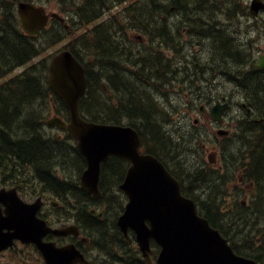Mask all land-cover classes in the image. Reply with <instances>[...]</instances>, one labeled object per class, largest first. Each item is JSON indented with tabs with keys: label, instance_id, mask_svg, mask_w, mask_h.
I'll list each match as a JSON object with an SVG mask.
<instances>
[{
	"label": "trees",
	"instance_id": "trees-1",
	"mask_svg": "<svg viewBox=\"0 0 264 264\" xmlns=\"http://www.w3.org/2000/svg\"><path fill=\"white\" fill-rule=\"evenodd\" d=\"M17 1L19 0H0V11H1L0 13V24H1L0 25V32H1L0 34V62L2 63L1 72H3L2 74L0 72V78L5 76L10 71H12L15 67L29 60L33 62V65H31L28 68L29 71L27 69L25 72L19 75H16L15 77H11L9 80H6L2 84H0V179L3 180L5 183L8 182V183L23 184L27 180V179L26 180L22 179L23 174L30 173V174H33L34 177L38 174L36 177L39 178L41 181H43L45 183L44 185H49L51 187L56 185L54 186V188L59 189V188H62V186H65L66 184L70 183L73 185L72 190H75L79 188L78 182L76 180H73L72 178L67 179L63 176L67 165L72 166V162L74 161V158L72 157V155L74 154L75 151L77 152V149L75 148V146L70 142L71 137L69 133L67 137L63 139H59L56 136L47 134L41 127V119H43L44 117V114L41 115L43 111V107L46 105L47 102L50 101L52 97L54 99L57 98L58 102H60L58 103L56 101L57 99L54 100V103L56 105V111L60 115L68 117V111L63 101L59 97H56L53 91L48 86V83H47L48 76L47 75L49 74V67H48L47 59L37 61L36 63L34 62V60L42 53L44 49H46L47 47H50L54 43L62 41V39H64L67 36L68 31L65 30L63 26L60 24V27H62V29L55 28V29H50V30H44L40 36H35V38L32 36H28V35L26 36L24 32L22 31L21 27L19 28L20 24H19V19H17L18 15H17L16 8H15ZM56 1L59 5V8L62 11H71V13L73 12L75 13V14L73 13V15L77 23L86 24V31L84 35H80V36L73 38L69 42L68 46L72 49V51L76 54V56L83 62L84 66L86 67L87 76H88V88H87L86 94L80 100V108H81L83 115L88 118H91L92 120L95 119V121H103V122H109L113 120L112 122H119L121 119V116L127 117L128 119H130V122H135V120L138 119L140 120L138 123L145 130V134L147 133L146 137L148 139H150L152 136L155 139L160 138L161 129L156 121V115L158 116L157 114L158 113V105H157L158 103L154 102L151 99V90H150L151 87L150 86H152L154 89L155 88L160 89V87L163 86L165 83L170 82L174 77H177V75H181L180 72L178 73V71L180 70L179 64L177 63L176 65H174V62L172 59L165 58L164 56L165 51L163 47V45H166L167 47L177 50L179 56L184 55L181 52L183 44L181 40L182 38L180 37V33L186 27H190L191 31H193L192 27L190 26L192 24L191 23L188 24V22L186 23V21L181 19L180 22L184 21L183 23L181 22V24H186V25L182 26L181 24L177 23V27L175 28L177 29V35L175 33L176 30H173L169 34H166L165 32L166 26L170 22L169 20H167L169 14L175 13L178 15L179 13L177 12L181 5H182L181 7H186L189 10L192 17L194 18L196 17L194 20L196 22V25L198 26L197 28L199 29L193 32H196L199 35L200 34L207 35L213 39V42H212L213 44L211 43L210 45H208V47H210L209 57L213 59V61L214 60L219 61L220 58H223V57H220L222 56L223 46H221L219 42L217 43L216 40H221L223 38L222 36H228V35L227 34L219 35V31H217L216 29L217 22L215 20L214 22L213 19L208 16L209 9H212L214 7L223 9L222 3L218 4L217 0H201V2L200 0H193L191 2L190 0H173V1L172 0H137L129 4L128 6H126L123 9V11H121L119 17L114 16L112 18L103 20L102 22L94 25L93 27L90 26L91 23L100 19L105 14L106 11L111 10L117 5L124 3L128 0H122V1L121 0H115V1L113 0H56ZM72 1L73 2L75 1V2L73 3ZM181 1H184V2H181ZM1 6H3V8ZM226 7L231 8L233 14H236V9L237 10L240 9V4L238 0H235L233 2L228 3ZM101 9L102 10L105 9V10L102 12ZM87 11L89 14L86 13ZM225 13L229 15L227 11H225ZM13 14H15V17L13 16ZM125 15L126 16L128 15V16L126 17ZM204 15L206 16V18ZM10 17L11 18L13 17L12 20ZM128 18L130 20H127ZM124 19L127 20L128 22L124 21ZM160 19H161V22H160ZM173 21L174 20H172L171 22L175 23V21L174 22ZM150 25L152 26V28L150 27ZM115 29L119 30L118 31L119 35L114 34L116 31ZM6 30L8 33L5 32ZM134 30L138 31L143 36L148 35L150 38L151 44H152L150 47H147V46L140 47L143 50H138V54L137 52L133 50L135 49L134 47L132 49L131 44L133 46V40H130V36H129V33ZM17 31H20V32H17ZM8 34L9 35L11 34V35L9 36ZM118 36H121L127 42L123 43L121 39L117 38ZM231 47L232 46L230 45V51H231ZM136 48H139V47H136ZM179 52L182 55H180ZM236 52L240 55V57H242L241 59H239V62H238V65H240L241 62L244 61V55L242 56V54L239 51H237V49H236ZM136 54H137V57H136ZM230 55L231 57L233 56V54L231 53L225 54L223 56L224 58L227 59L230 57ZM105 57H108L109 61H105ZM120 57L121 58L127 57L128 59L123 61L122 63H115L111 60L112 58L121 59ZM129 60H131L132 62ZM35 66H37L38 68ZM108 67H111V68H108ZM114 68L116 69L115 71H114ZM133 69H136V70H133ZM27 72L29 73L27 74ZM119 72L122 74H120ZM124 75L129 77L128 81H125V82L123 81L122 78ZM34 76L36 78H33ZM100 76L102 78H99ZM19 79H22V80H19ZM39 79L41 80L43 79L45 81L43 80L41 81ZM253 79L250 78L248 80L247 84L249 87L251 84L255 85L254 83L257 82L256 78L253 77ZM13 80H15V82ZM250 82H253V83L250 84ZM42 83L44 84L43 87H42ZM146 84H149L150 86H146ZM145 88L148 90H146ZM96 90L97 91L99 90V91L97 92ZM124 92L125 93L129 92L127 93L128 96ZM110 93H112L113 95H110ZM31 95L34 98H32ZM125 99H126L125 103L131 104L133 106L124 105L123 103ZM30 100H32L33 102H31ZM22 103H25V104L22 105ZM18 104H20V106ZM28 106H29V110H28ZM32 109L33 111H31ZM120 109H121V112H120ZM9 111H13V112H11L10 114ZM136 111H138V113H136ZM23 112L24 113L26 112V114H23ZM113 112H114V115L112 114ZM104 114L106 116H104ZM127 115L128 116L130 115V118ZM23 116H25L24 117L25 119L23 118ZM20 123L22 124L20 125ZM244 143H247V141ZM22 149L23 151L21 152ZM261 163H264V157L262 159H259L256 157V168L255 169L257 172V178L260 181L264 182V177H261L262 176L261 174L264 175V172L260 170ZM31 169L33 173L31 172ZM186 173L187 174L184 176V178L180 175L179 177L182 179H186V181L190 184H192V182L195 183V185L199 187L202 194L208 195L207 196L208 200H206V203L204 205V210H205L206 216L212 221V223L217 226H221L224 232H228L231 228V223L236 222L238 223L237 225H239L241 229L240 235H246L251 227V224H249L251 222V218L248 217L247 215L240 214L236 216L237 218L236 217L235 218H223L222 215L218 217L216 214H214L218 211L215 205L220 202L216 199L215 195L211 194V189L216 188L219 185V183L217 184L216 176H210V177L206 176L205 177L201 175V173H199V171H196L195 169L194 170L192 169L191 171H186ZM104 175H106V170L104 173V169H103V176ZM190 176H192V178ZM48 178H50V180ZM101 185H102V189L104 192L103 178H102ZM210 201L212 205H211V208L208 209V203ZM77 211L79 213H84V208L77 206ZM89 217L95 220L94 217L90 215ZM106 236H108V233L106 234Z\"/></svg>",
	"mask_w": 264,
	"mask_h": 264
},
{
	"label": "water",
	"instance_id": "water-1",
	"mask_svg": "<svg viewBox=\"0 0 264 264\" xmlns=\"http://www.w3.org/2000/svg\"><path fill=\"white\" fill-rule=\"evenodd\" d=\"M19 11L23 25L30 33L37 32L47 21L44 9L31 3H20ZM50 68L49 83L67 102L71 114L69 128L79 139V148L89 161V169L83 176L84 187L99 195L101 162L111 154L134 163L131 173L137 174L138 180H130L127 187L137 184L140 193L129 192L131 202L120 225L124 231L129 226L137 230L143 250L150 248V238L154 237L163 247L159 264H256L235 255L219 231L198 215L193 200L181 194L179 183L164 166L153 157L139 153L137 132L119 125L87 122L80 117L78 101L85 92L86 76L83 66L70 51L57 54ZM53 121L66 125L58 118ZM0 202L6 205L5 215L0 209V250L19 238L35 242L49 264H74L78 260V253L73 248H57L53 243L42 241L50 231L62 235L71 229L53 230L38 219L39 200L26 204L13 190L1 191ZM146 219L151 220V227L145 225Z\"/></svg>",
	"mask_w": 264,
	"mask_h": 264
},
{
	"label": "rangeland",
	"instance_id": "rangeland-1",
	"mask_svg": "<svg viewBox=\"0 0 264 264\" xmlns=\"http://www.w3.org/2000/svg\"><path fill=\"white\" fill-rule=\"evenodd\" d=\"M248 2L250 1V0H247ZM49 6L50 7H54V4L53 3H49ZM119 8H122V6H120ZM51 10H54V9H51ZM118 9H116V11H117ZM222 16V17H221ZM219 18H220V20H222V21H226V19L223 17V15L222 14H219ZM240 20L241 21H243V23H245V25L246 24H249V23H251L252 21L251 20H248L246 17H240ZM245 21V22H244ZM251 21V22H250ZM256 27H258V29L260 30V31H262V34H261V36H257V39H258V43H259V45H257L260 49H264V20L263 19H260L258 22H257V24H256ZM254 28V29H252V31H251V35H256L257 34V32H258V30H257V28ZM120 37V39L122 40V42L123 43H126L127 41L124 39V38H122L121 36H119ZM190 36L189 35H187L186 37H184V40H186V42H185V46H187L186 47V54H187V56L185 55V56H183L182 58H181V61H179V66L180 65H183V67H185V70H187V71H190V72H192V70H191V68H193V62L194 63H198V67L200 68V62L202 61L204 64H205V66L203 67V69L200 71V72H198L197 74H196V78H194L193 79V82H191V80H189V81H187V82H185V80H182V79H178V78H176V79H174V81H175V86H174V90H172L171 92H170V99H171V103L172 104H174L177 108L175 109L172 105L169 107V111H170V116H174V115H182L183 114V111L184 110H186V114L188 115V117H189V123L188 124H190L191 122H193V120L194 119H196V118H199V119H201V124L203 125V126H205V124L206 123H204V118L202 117V115H201V113H200V111H199V106H201L202 104H205L207 107H211L215 102H216V100L218 99V98H220L221 97V95L222 94H225V93H232V94H235V92L237 91V87H236V84H235V82L233 81V80H228L224 75H218L217 77H215V79L213 78V79H211V80H209V78H207V77H209V61H208V58L206 57L207 56V51H206V48L204 47L203 49H201L202 47H199V50L198 51H195L194 49H196L197 48V46L196 47H194V41L192 42V43H190V42H188L187 40L188 39H190L189 38ZM185 38H187V39H185ZM206 41H207V43H208V40H204V43H206ZM138 43V42H137ZM188 44V45H187ZM261 44V45H260ZM61 45L62 44H59V45H56V46H53V47H48L47 49H46V51H44L43 53L44 54H54V53H56L57 51H59V48L61 47ZM199 46H202L201 44L199 45ZM189 47V48H188ZM193 48V49H192ZM58 49V50H57ZM188 49V50H187ZM57 50V51H56ZM188 53H189V55H188ZM256 55V57H258L259 56V52L258 53H256L255 54ZM191 56V57H190ZM190 57V58H189ZM107 58V59H106ZM188 58V59H187ZM183 59V60H182ZM109 59H108V57H105V61H108ZM113 60V62H115V63H122L123 62V60H121V62H120V60L119 59H112ZM118 60V61H117ZM178 60H179V58H178ZM193 61V62H192ZM182 63V64H181ZM173 65V64H172ZM174 65H176V63L174 64ZM25 67V66H24ZM24 67H20V68H18V70H22ZM188 67V68H187ZM111 68V67H110ZM187 71H185V72H187ZM16 74V72H13L12 74H10V76H13V75H15ZM193 78V77H192ZM123 81L125 82V81H128L129 80V77L128 76H126V75H124L123 76ZM250 79V78H249ZM248 79V80H249ZM180 80V81H179ZM182 80V81H181ZM220 80V81H219ZM247 80V81H248ZM200 82V83H199ZM216 82V83H215ZM219 82V83H218ZM221 82L222 83H224V84H221ZM189 83L191 84V86H192V88H191V90H190V85H189ZM214 83V84H213ZM177 84V85H176ZM218 84V85H217ZM194 85V86H193ZM227 85V86H226ZM146 86H150L149 84H146ZM212 86H214V87H212ZM218 86V87H217ZM226 86V87H225ZM223 87H224V89H223ZM230 87V88H229ZM222 90H221V89ZM199 89H201L203 92H204V94L205 95H207V97L205 98V100L204 99H201L202 97H200L199 98V100L198 99H194V103L192 104L191 102H190V100L189 99H191L194 95H195V93H196V91L197 90H199ZM208 89H210V90H212V92H213V96H211L210 97V95L212 94V93H210V92H205L206 90H208ZM229 91V92H227V91ZM169 90H162L161 92L162 93H164V92H168ZM181 91V92H180ZM223 91H224V93H223ZM172 92H173V94H172ZM184 93H185V95L187 96H185L184 95ZM199 94H202L201 93V91L199 92ZM160 95V94H159ZM181 95V96H180ZM161 96V95H160ZM174 98H172V97ZM162 97V96H161ZM180 97V98H179ZM177 98V99H176ZM183 98V99H182ZM187 99V100H186ZM186 101V102H185ZM183 102V103H182ZM177 103V104H176ZM124 105H127V106H133V105H131V104H128V103H123ZM187 104V105H186ZM182 106V107H181ZM178 109H182L180 112H179V110ZM52 112H53V106H52V104H50L49 105V114H52ZM179 112V113H178ZM133 114V113H132ZM177 115H176V117H177ZM51 116V115H50ZM178 124V122H174L173 123V125H177ZM48 127V126H47ZM54 131L55 132H57V133H62L60 130H58V129H54ZM190 134H192L191 132H189ZM187 136V133H185V137ZM244 141H246V140H244ZM243 141V142H244ZM185 143V145L186 146H188L190 149H191V153L193 154L194 152H193V148H192V146H191V144L189 143V142H184ZM188 144V145H187ZM239 149H238V145L237 146H232L231 147V152H228V153H233V154H235L234 156H233V158L231 159V162H234L236 159V161H235V163L237 162V161H239L240 160V156H241V152H239L238 151ZM190 153V152H189ZM190 153V154H191ZM237 153H238V155H237ZM193 155H195L196 157H198L196 154H193ZM237 155V156H236ZM236 156V157H235ZM183 162H187V161H183ZM189 165H190V171H191V168L193 169V168H196V166L195 165H192L194 162H191V160H188V162H187ZM185 167V166H184ZM68 169V168H67ZM69 170H71V169H69ZM76 172H77V170H76V168H74V170H73V173H72V175H76ZM217 183H219V182H217ZM189 185H192V186H196L194 183H192V184H190L189 183ZM220 186V187H219ZM220 189H221V184L220 185H218L217 186V189L216 188H212L211 189V194L213 195V194H215V192H216V190L219 192L220 191ZM35 192V193H34ZM36 192H41V193H43V196L45 197V198H47L48 199V201H50V200H54V199H58V198H54L55 196L54 195H52V194H50V193H47V192H43V191H41V186H40V184H38V183H35V184H33V186L31 187V186H28V187H26V188H22V193L24 194V196L26 197V198H33L34 200L36 199ZM262 193H264V189H262ZM49 209H51V206H50V204L48 203V204H46L44 207H43V212H46L47 210H49ZM53 212H54V210H53ZM106 238V235H105V233L103 232V231H100V234H99V239H101V240H104ZM9 253V252H8ZM8 253H5V254H2V256H0V264H1V262L3 261L4 262V264L7 262V260H8ZM16 256L17 257H22V258H26V259H29V260H31V261H33L34 263H37V264H39V257H38V255L35 253V252H33V250H29V249H23L22 251H20L19 253H17L16 254ZM30 257V258H29Z\"/></svg>",
	"mask_w": 264,
	"mask_h": 264
},
{
	"label": "bare ground",
	"instance_id": "bare-ground-1",
	"mask_svg": "<svg viewBox=\"0 0 264 264\" xmlns=\"http://www.w3.org/2000/svg\"><path fill=\"white\" fill-rule=\"evenodd\" d=\"M113 1H115V0H113ZM121 1H122V0H121ZM172 1H173V0H172ZM191 1H193V0H190V2H191ZM58 2H59V1H58ZM72 2H73V1H72ZM74 2H75V1H74ZM74 2H73V3H74ZM106 2H107V1H106ZM108 2H109V1H108ZM116 2H117V1H116ZM116 2H115V3H116ZM144 2H145V1H144ZM181 2H184V1H181ZM194 2H195V1H194ZM200 2H201V0H200ZM209 2H210V1H209ZM73 3H72V4H73ZM76 3H77V2H76ZM80 3H81V2H80ZM96 3H97V2H96ZM109 3H110V2H109ZM117 3H118V2H117ZM136 3H137V2H136ZM170 3H171V2H170ZM195 3H196V2H195ZM198 3H199V2H198ZM204 3H205V2H204ZM133 4H134V3H133ZM190 4H191V3H190ZM83 5H84V4H83ZM104 5H105V4H104ZM104 5H103V6H104ZM139 5H140V4H139ZM139 5H138V6H139ZM208 5H209V4H208ZM210 5H211V4H210ZM11 6H12V5H11ZM58 6H59V5H58ZM76 6H77V5H76ZM79 6H80V5H79ZM90 6H91V5H90ZM111 6H112V5H111ZM138 6H137V7H138ZM142 6H143V5H142ZM159 6H160V5H159ZM176 6H177V5H176ZM179 6H180V5H179ZM181 6H182V5H181ZM181 6H180V8H179V10H178V12H177V13H179V16L181 17L180 19L186 21V23L188 22V24L191 23L192 25H190V26L192 27L193 31H196L197 29H199V28H197L198 26L196 25V22H195V20H194L196 17H195V18L192 17V15H191V13L189 12V10H188L186 7H181ZM186 6H187V4H186ZM193 6H194V5H193ZM1 7L3 8V6H1ZM82 7H83V6H82ZM93 7H94V6H93ZM96 7H97V6H96ZM100 7H101V6H100ZM100 7H99V8H100ZM113 7H114V6H113ZM160 7H161V6H160ZM189 7H190V6H189ZM194 7H195V6H194ZM231 7H232V6H231ZM5 8H6V6H5ZM15 8H16V7H15ZM88 8H89V7H88ZM111 8H112V7H111ZM155 8H156V7H155ZM157 8H159V7H157ZM190 8H191V7H190ZM199 8H200V6H199ZM232 8H233V7H232ZM236 8H237V7H236ZM8 9H9V8H8ZM86 9H87V8H86ZM97 9H98V8H97ZM105 9H106V8H105ZM105 9H103V10L101 9L102 12H103ZM168 9H169V8H168ZM230 9H231V8H230ZM233 9H234V8H233ZM3 10H4V9H3ZM3 10H2V11H3ZM13 10H14V9H13ZM191 10H192V9H191ZM191 10H190V11H191ZM209 10H210V9H209ZM236 10H237V9H236ZM9 11H10V10H9ZM14 11H15V10H14ZM75 11H76V10H75ZM196 11H198V10H196ZM4 12H5V11H4ZM7 12H8V11H7ZM7 12H6V13H7ZM10 12H11V11H10ZM12 12H13V11H12ZM79 12H81V11H79ZM79 12H78V13H79ZM94 12H95V11H94ZM128 12H129V11H128ZM194 12H195V11H194ZM202 12H203V11H202ZM205 12H206V11H205ZM0 13H1V11H0ZM6 13H5V14H6ZM73 13H74V12H73ZM73 13H72V14H73ZM86 13H88V11H87ZM8 14H9V13H8ZM74 14H75V13H74ZM88 14H89V13H88ZM103 14H104V13H103ZM122 14H123V13H122ZM135 14H136V13H135ZM135 14H134V15H135ZM174 14H175V13H174ZM11 15H12V14H11ZM79 15H80V14H79ZM130 15H131V14H130ZM136 15H137V14H136ZM195 15H196V14H195ZM198 15H199V14H198ZM200 15H201V14H200ZM205 15H206V14H205ZM205 15H204V16H205ZM229 15H230V14H229ZM13 16L15 17V14H13ZM73 16H74V15H73ZM96 16H97V15H96ZM98 16H99V15H98ZM125 16H126V15H125ZM127 16H128V15H127ZM127 16H126V17H127ZM76 17H77V16H76ZM199 17H200V16H199ZM221 17H222V16H221ZM4 18H5V17H4ZM7 18H8V17H7ZM7 18H6V19H7ZM10 18H11V17H10ZM12 18H13V17H12ZM12 18H11V20H12ZM94 18H95V17H94ZM94 18H93V19H94ZM120 18H121V17H120ZM120 18H119V19H120ZM152 18H153V17H152ZM201 18H202V17H201ZM205 18H206V16H205ZM15 19H16V18H15ZM17 19H18V18H17ZM208 19H209V18H208ZM13 20H14V19H13ZM78 20H79V19H78ZM84 20H85V19H84ZM121 20H122V19H121ZM127 20H130V19L128 18ZM127 20L124 19V21H127ZM146 20H147V19H146ZM167 20H169V19H167ZM203 20H204V18H203ZM16 21H17V20H16ZM124 21H122V22H124ZM154 21H156V20H154ZM184 21H183V22H184ZM197 21H198V20H197ZM213 21H214V20H213ZM213 21H212V22H213ZM224 21H225V20H224ZM122 22H121V23H122ZM127 22H128V21H127ZM131 22H133V21H131ZM144 22H145V21H144ZM147 22H148V21H147ZM158 22H159V20H158ZM160 22H161V19H160ZM173 22H174V21H173ZM181 22H182V21H181ZM183 22H182V23H183ZM208 22H209V21H208ZM212 22H211V23H212ZM214 22H215V21H214ZM244 22H245V21H244ZM250 22H251V21H250ZM83 23H84V22H83ZM129 23H130V21H129ZM150 23H151V22H150ZM150 23H149V24H150ZM162 23H163V22H162ZM167 23H168V22H167ZM177 23H178V22H176V21H175V23L169 22V23L167 24V26H166V29H165L166 34H169V33L172 32L173 30H175V28L177 27ZM14 24H15V22H14ZM19 24H20V23H19ZM126 24H127V23H126ZM149 24H148V25H149ZM158 24H159V23H158ZM216 24H217V23H216ZM244 24H245V23H244ZM0 25H1V24H0ZM116 25H117V24H116ZM124 25H125V23H124ZM182 25H183V24H182ZM185 25H186V24H185ZM9 26H10V25H9ZM16 26H17V25H16ZM59 26H60V25H59ZM120 26H121V25H120ZM128 26H129V25H128ZM157 26H158V25H157ZM161 26H162V25H161ZM13 27H14V25H13ZM116 27H117V26H116ZM150 27L152 28L151 25H150ZM158 27H159V26H158ZM181 27H182V26H181ZM181 27H179V28H181ZM209 27H210V26H209ZM19 28H20V25H19ZM156 28H157V27H156ZM211 28H212V27H211ZM2 29H3V28H2ZM7 29H8V28H7ZM9 29H10V28H9ZM125 29H126V28H125ZM212 29H213V28H212ZM115 30H116V29H115ZM3 31H4V30H3ZM12 31H13V30H12ZM15 31H16V30H15ZM118 31H119V30H118ZM205 31H206V30H205ZM5 32H7V30H6ZM17 32H20V31H17ZM120 32H122V31H120ZM7 33H8V32H7ZM10 33H11V32H10ZM154 33H155V32H154ZM208 33H209V32H208ZM0 34H1V32H0ZM3 34H4V33H3ZM19 34H20V33H19ZM114 34H115V33H114ZM158 34H160V33H158ZM215 34H217V33H215ZM6 35H7V34H6ZM8 35H9V34H8ZM10 35H11V34H10ZM10 35H9V36H10ZM163 35H164V34H163ZM3 36H4V35H3ZM9 36H8V37H9ZM16 36H17V35H16ZM24 36H25V35H24ZM26 36H27V35H26ZM156 36H157V35H156ZM154 37H155V36H154ZM158 37H160V36H158ZM9 38H10V37H9ZM15 38H17V37H15ZM34 38H35V37H34ZM117 38L120 39L119 36H118ZM189 38H190V37H189ZM216 38H217V37H216ZM6 39H7V38H6ZM30 39H31V38H30ZM115 39H116V38H115ZM119 39H118V40H119ZM185 39H187V38H185ZM14 40H15V39H14ZM159 40H160V39H159ZM178 40H179V39H178ZM188 40H189V39H188ZM179 41H180V40H179ZM216 41H217V40H216ZM12 42H13V40H12ZM185 42H186V41H185ZM5 43H6V42H5ZM178 43H179V42H178ZM206 43H207V41H206ZM215 43H216V42H215ZM217 43H218V41H217ZM2 44H3V43H2ZM19 44H20V43H19ZM19 44H18V45H19ZM212 44H213V43H212ZM187 45H188V44H187ZM217 45H218V44H217ZM260 45H261V44H260ZM5 46H6V45H5ZM174 46H175V45H174ZM176 46H177V45H176ZM181 46H182V45H181ZM214 46H216V45H214ZM186 47H187V46H186ZM188 48H189V47H188ZM209 48H210V47H209ZM10 49H11V48H10ZM192 49H193V48H192ZM217 49H218V47H217ZM187 50H188V49H187ZM125 52H126V51H125ZM179 53H180V52H179ZM121 54H122V53H121ZM126 54H127V53H126ZM124 55H125V54H124ZM124 55H123V56H124ZM127 55H128V54H127ZM180 55H182V54L180 53ZM188 55H189V53H188ZM259 55H260V53H259ZM119 56H121V55H119ZM125 56H126V55H125ZM131 56H132V55H131ZM134 56H135V55H134ZM186 56H187V55H186ZM226 56H227V55H226ZM226 56H225V57H226ZM101 57H102V56H101ZM101 57H100V58H101ZM136 57H137V55H136ZM139 57H140V56H139ZM190 57H191V56H190ZM190 57H189V58H190ZM220 57H222V56H220ZM230 57H231V55H230ZM230 57H229V58H230ZM34 58H35V57H34ZM100 58H99V59H100ZM103 58H104V57H103ZM115 58H116V57H115ZM120 58H121V57H120ZM131 58H132V57H131ZM223 58H224V56H223ZM241 58H242V57H241ZM106 59H107V58H106ZM110 59H111V58H110ZM112 59H113V58H112ZM112 59H111V60H112ZM127 59H128L127 57H123V58H121V60H123V61H125V60H127ZM134 59H135V58H134ZM187 59H188V58H187ZM217 59H218V58H217ZM220 59H221V58H220ZM111 60H110V61H111ZM119 60H120V59H119ZM121 60H120V62H121ZM182 60H183V59H182ZM44 61H45V60H44ZM108 61H109V60H108ZM112 61H113V60H112ZM117 61H118V60H117ZM129 61H131V60H129ZM133 61H134V60H133ZM139 61H140V60H139ZM178 61H179V60H178ZM214 61H216V60H214ZM217 61H218V60H217ZM241 61H242V60H241ZM36 62H37V61H36ZM36 62H35V63H36ZM131 62H132V61H131ZM131 62H130V63H131ZM192 62H193V61H192ZM44 63H45V62H44ZM117 63H118V62H117ZM137 63H139V62H137ZM108 64H109V63H108ZM127 64H128V63H127ZM181 64H182V63H181ZM38 65H39V64H38ZM38 65H37V66H38ZM40 65H41V64H40ZM123 65H124V64H123ZM125 65H126V64H125ZM135 65H136V64H135ZM192 65H193V64H192ZM240 65H241V64H240ZM37 66H35V67H37ZM133 66H134V65H133ZM133 66H132V67H133ZM170 67H171V66H170ZM37 68H38V67H37ZM108 68H110V67H108ZM187 68H188V67H187ZM123 69H124V68H123ZM170 69H172V68H170ZM191 69H192V68H191ZM38 70H39V69H38ZM38 70H37V71H38ZM115 70H116V69L114 68V71H115ZM124 70H125V69H124ZM124 70H122V71H124ZM28 71H29V69H28ZM31 71H32V70H31ZM34 71H35V70H34ZM97 71H98V70H97ZM99 71H100V70H99ZM186 71H187V70H186ZM0 72H1V70H0ZM24 72H25V71H24ZM2 73H3V72H1V74H2ZM28 73H29V72H27V74H28ZM31 73H32V72H31ZM37 73H38V72H37ZM99 73H100V72H99ZM108 73H109V72H108ZM112 73H113V72H112ZM115 73H116V72H115ZM115 73H114V74H115ZM119 73H120V72H119ZM39 74H40V73H39ZM41 74H42V72H41ZM44 74H45V73H44ZM117 74H118V73H117ZM120 74H122V73H120ZM167 74H169V73H167ZM171 74H172V73H171ZM185 74H186V72H185ZM32 75H33V74H32ZM35 75H36V73H35ZM164 75H165V74H164ZM21 76H22V75H21ZM25 76H26V75H25ZM38 76H39V75H38ZM44 76H45V75H44ZM44 76H43V77H44ZM47 76H48V75H47ZM109 76H110V75H109ZM170 76H171V75H170ZM23 77H24V76H23ZM27 77H28V76H27ZM104 77H105V75H104ZM104 77H103V78H104ZM112 77H113V76H112ZM21 78H22V77H21ZM28 78H29V77H28ZM33 78H36V77L34 76ZM40 78H41V77H40ZM99 78H102V77L100 76ZM207 78H208V77H207ZM30 79H31V78H30ZM37 79H38V77H37ZM169 79H170V78H169ZM214 79H215V78H214ZM252 79H253V78H252ZM19 80H22V79H19ZM23 80H24V78H23ZM26 80H27V79H26ZM26 80H25V81H26ZM34 80H35V79H34ZM39 80H41V79H39ZM42 80H43V79H42ZM42 80H41V81H42ZM89 80H90V79H89ZM104 80H105V79H104ZM108 80H109V79H108ZM111 80H112V79H111ZM162 80H163V79H162ZM176 80H177V79H176ZM253 80H254V79H253ZM13 81L15 82V80H13ZM43 81H45V80H43ZM101 81H102V80H101ZM179 81H180V80H179ZM181 81H182V80H181ZM219 81H220V80H219ZM37 82H38V81H37ZM39 83H40V82H39ZM103 83H104V82H103ZM199 83H200V82H199ZM215 83H216V82H215ZM218 83H219V82H218ZM251 83H253V82H250V84H251ZM37 84H38V83H37ZM45 84H46V83H45ZM111 84H112V83H111ZM213 84H214V83H213ZM221 84H224V83L221 82ZM254 84H255V83H254ZM106 85H107V84H106ZM108 85H109V84H108ZM176 85H177V84H176ZM189 85H191V84L189 83ZM217 85H218V84H217ZM224 85H225V84H224ZM31 86H32V85H31ZM33 86H34V85H33ZM38 86H39V85H38ZM43 86H44V84L42 83V87H43ZM126 86H127V85H126ZM193 86H194V85H193ZM226 86H227V85H226ZM226 86H225V87H226ZM250 86H252V84H251ZM35 87H36V86H35ZM46 87H47V85H46ZM131 87H132V85H131ZM212 87H214V86H212ZM217 87H218V86H217ZM44 88H45V87H44ZM128 88H129V87H128ZM229 88H230V87H229ZM41 89H42V88H41ZM125 89H126V88H125ZM131 89H132V88H131ZM220 89H221V88H220ZM223 89H224V87H223ZM31 90H33V89H31ZM99 90H100V89H99ZM99 90H98V91H99ZM102 90H103V89H102ZM129 90H130V89H129ZM221 90H222V89H221ZM4 91H5V90H4ZM96 91H97V90H96ZM98 91H97V92H98ZM226 91H227V90H226ZM100 92H101V91H100ZM100 92H99V93H100ZM180 92H181V91H180ZM227 92H229V91H227ZM5 93H6V92H5ZM124 93H125V92H124ZM127 93H129V92H127ZM127 93H125V94L127 95ZM132 93H133V92H132ZM223 93H224V91H223ZM38 94H39V93H38ZM43 94H44V93H43ZM106 94H107V93H106ZM172 94H173V92H172ZM4 95H6V94H4ZM32 95H33V94H32ZM32 95H31V96H32ZM44 95H45V94H44ZM129 95H130V94H129ZM184 95H185V93H184ZM21 96H22V95H21ZM45 96H46V95H45ZM49 96H50V95H49ZM127 96H128V95H127ZM132 96H133V94H132ZM180 96H181V95H180ZM185 96H186V95H185ZM17 97H18V96H17ZM105 97H106V96H105ZM171 97H172V96H171ZM186 97H187V96H186ZM28 98H29V97H28ZM32 98H34V97L32 96ZM172 98H173V97H172ZM179 98H180V97H179ZM56 99H57V98H55V100H56ZM173 99H174V98H173ZM176 99H177V98H176ZM182 99H183V98H182ZM27 100H28V99H27ZM186 100H187V99H186ZM189 100H190V99H189ZM204 100H205V99H204ZM30 101L33 102L32 100H30ZM30 101H29V102H30ZM56 101L58 102V99H57ZM60 101H61V100H60ZM105 101H107V100H105ZM2 102H3V101H2ZM24 102H25V101H24ZM37 102H38V101H37ZM185 102H186V101H185ZM35 103H36V102H35ZM35 103H34V105H35ZM58 103H60V102H58ZM172 103H173V102H172ZM182 103H183V102H182ZM23 104H25V103H22V105H23ZM104 104H105V103H104ZM155 104H156V103H155ZM176 104H177V103H176ZM18 105L20 106V104H18ZM31 105H32V104H31ZM31 105H29V106H31ZM108 105H109V104H108ZM157 105H158V104H157ZM186 105H187V104H186ZM1 106H2V105H1ZM29 106H28V110H29ZM109 106H110V105H109ZM117 107H118V106H117ZM150 107H151V106H150ZM181 107H182V106H181ZM10 108H11V107H10ZM26 108H27V107H26ZM111 108H112V106H111ZM16 109H17V108H16ZM23 109H25V108H23ZM101 109H102V108H101ZM101 109H100V110H101ZM103 109H105V108H103ZM152 109H153V108H152ZM168 109H169V108H168ZM13 110H14V109H13ZM178 110L180 111V109H178ZM22 111H23V110H22ZM22 111H20V112H22ZM25 111H26V110H25ZM31 111H33V109H32ZM31 111H29V112H31ZM105 111H106V110H105ZM108 111H109V110H108ZM152 111H153V110H152ZM9 112H10V114H11V112H13V111H9ZM27 112H28V111H27ZM120 112H121V109H120ZM108 113H109V112H108ZM122 113H123V112H122ZM23 114H26V112H25V113L23 112ZM112 114L114 115V112H113ZM157 114H158V113H157ZM20 115H21V114H20ZM102 115H103V114H102ZM106 115H107V113H106ZM106 115L104 114V116H106ZM116 115H117V113H116ZM121 115H122V114H121ZM130 115H131V114H130ZM130 115H129V116L127 115V116L130 118ZM149 115H150V114H149ZM151 115H152V114H151ZM152 116H153V115H152ZM156 116H157V115H156ZM11 117H12V115H11ZM24 117H25V116H23V118H24ZM28 117H29V116H28ZM113 117H114V116H113ZM121 117H123V116H121ZM14 118H15V116H14ZM115 118H116V117H115ZM115 118H114V119H115ZM24 119H25V118H24ZM24 119H23V120H24ZM29 119H30V118H29ZM90 119H91V118H90ZM102 119H103V118H102ZM11 120H13V119H11ZM15 120H16V118H15ZM19 120H20V118H19ZM94 120H95V119H94ZM103 120H104V119H103ZM111 120H112V119H111ZM129 120H130V119H129ZM133 120H135V119H133ZM137 120H138V119H137ZM25 121H26V120H25ZM31 121H32V120H31ZM105 121H106V119H105ZM112 121H113V120H112ZM112 121H109V122H112ZM135 121H136V120H135ZM139 121H140V120H138V122H139ZM11 122H12V121H11ZM102 122H103V121H102ZM155 122H156V121H155ZM21 124H22V123H20V125H21ZM34 124H35V123H34ZM25 125H26V124H25ZM156 125H157V124H156ZM32 126H33V125H32ZM158 127H159V126H158ZM158 127H157V128H158ZM12 134H14V133H12ZM146 135H147V133H146ZM187 145H188V144H187ZM188 146H189V145H188ZM23 149H25V148H23ZM23 149L21 150V152L23 151ZM238 151H239V150H238ZM19 152H20V151H19ZM21 152H20V153H21ZM230 152H231V150H230ZM239 152H240V151H239ZM190 153H191V152H190ZM193 154H194V153H193ZM241 154H242V153H241ZM234 155H235V154H233V156H234ZM237 155H238V153H237ZM237 155H236V156H237ZM23 156H24V154H23ZM236 156H235V157H236ZM62 157H63V156H62ZM59 159H61V158H59ZM62 159H63V158H62ZM63 160H64V159H63ZM236 160H237V159H236ZM236 160H235V161H236ZM58 161H59V160H58ZM235 161H234V165L237 166V162H238V161H237L236 163H235ZM16 162H17V161H16ZM65 162H66V161H65ZM55 163H56V162H55ZM63 163H64V162H63ZM55 165H56V164H55ZM57 165H58V164H57ZM190 165H191V164H190ZM190 165H189L188 163H185V162H181L179 165H177L175 171H176V173L178 174V176L180 175V176H182V177L184 178V176L187 174L186 171H190V170H189V169H190ZM194 165H195V164H194ZM65 166H66V164H65ZM67 166H68V165H67ZM184 166H185V167H184ZM195 166H196V165H195ZM34 168H36V167H34ZM37 168H39V167H37ZM40 168H41V167H40ZM42 168H43V167H42ZM55 168H56V167H55ZM62 168H63V167H62ZM180 168H182V169H180ZM8 169H10V168H8ZM51 169H52V168H51ZM64 169H65V167H64ZM31 170H32V169H31ZM53 170H54V168H53ZM191 170H192V168H191ZM193 170H194V168H193ZM5 171H6V170H5ZM9 171H10V170H9ZM35 171H36V170H35ZM35 171H34V172H35ZM42 171H43V170H42ZM50 172H51V171H50ZM36 173H37V172H36ZM36 173H34V174H36ZM39 173H40V172H39ZM42 173H43V172H42ZM46 173H47V172H46ZM51 173H52V172H51ZM51 173H50V174H51ZM29 174H30V173H29ZM190 174H191V173H190ZM190 174H189V175H190ZM37 175H38V174H37ZM37 175H36V176H37ZM196 175H197V174H196ZM199 175H200V174H199ZM199 175H198V176H199ZM32 176H33V174H32ZM36 176H35V177H36ZM41 176H42V174H41ZM43 176H44V175H43ZM54 176H55V175H54ZM50 177H51V175H50ZM190 177L192 178V176H190ZM209 177H210V176H209ZM191 178H190V179H191ZM193 178H194V177H193ZM196 178H197V177H196ZM213 178H214V177H213ZM41 179H42V178H41ZM46 179H47V178H46ZM48 179L50 180V178H48ZM190 179H189V180H190ZM209 179H210V178H209ZM49 180H48V181H49ZM184 180H186V179H184ZM203 180H204V179H203ZM193 181H194V180H193ZM213 181H214V180H213ZM186 182H187V181H186ZM61 183H63V182H61ZM192 183H193V182H192ZM212 183H213V182H212ZM214 183H215V182H214ZM53 184H54V183H53ZM73 184H74V183H73ZM194 184H195V183H194ZM210 184H211V183H210ZM54 186H56V185H54ZM54 186H53V187H54ZM62 187H63V186H62ZM219 187H220V186H219ZM34 193H35V192H34ZM110 196H111V199H112V200H116V198H115V193L111 194ZM236 218H237V217H236ZM237 224H238V223H237ZM263 224H264V222H262V223L258 226V229H257V230L261 229L262 226H263ZM29 250H30V249H29ZM29 258H30V257H29Z\"/></svg>",
	"mask_w": 264,
	"mask_h": 264
},
{
	"label": "flooded vegetation",
	"instance_id": "flooded-vegetation-1",
	"mask_svg": "<svg viewBox=\"0 0 264 264\" xmlns=\"http://www.w3.org/2000/svg\"><path fill=\"white\" fill-rule=\"evenodd\" d=\"M234 54H235V52L233 53V55ZM0 70L2 71V63L1 62H0ZM260 102H261L260 100H256V103L254 105H257L258 109L261 111V110H264V108ZM251 105H253V103H251ZM242 106L245 107L244 104H242ZM234 121H235L236 127L239 130H241L245 135H248V134H250V132L259 129L258 117H256V116H242V117L235 119ZM244 142H246V141H244ZM258 153H259V159H262L264 157V131H262L261 139L258 140ZM228 156L230 159H232L233 153H228ZM230 164H231V166L233 165V168L235 167L234 169L236 171L239 169V166H235L234 162L230 161ZM260 170H262L264 172V163L260 164ZM261 175H262L261 177H264L263 174H261ZM248 241H249V239H248ZM261 247H262V244L259 247H256V250H259Z\"/></svg>",
	"mask_w": 264,
	"mask_h": 264
}]
</instances>
